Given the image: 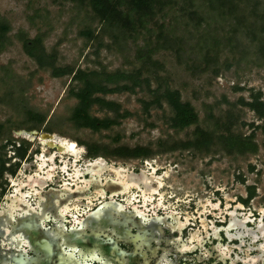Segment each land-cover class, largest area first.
I'll return each instance as SVG.
<instances>
[{
  "label": "rangeland",
  "instance_id": "374dc122",
  "mask_svg": "<svg viewBox=\"0 0 264 264\" xmlns=\"http://www.w3.org/2000/svg\"><path fill=\"white\" fill-rule=\"evenodd\" d=\"M79 1L0 0V17L11 28L8 43L0 54V134H4L0 144L14 134L29 132L55 134L60 141H69L71 147L76 144L70 141L89 144L102 140L109 143V138L123 135V143L128 146L150 147L153 154L148 161L167 166L171 179H183L193 189L204 188V181H208L210 185L233 194L234 190L245 193V188L236 184L238 176L243 175L246 184L256 186L257 201H264L262 131L256 135L260 147L256 154H229L221 145H214L209 152L192 149L171 152L167 148L194 137L195 127L184 131L171 129L167 105L164 109L152 110L150 117L146 116L142 101L151 99L147 91L106 96L107 100L120 104L122 110L133 114L121 125L99 132L81 128L73 120L79 102L71 91L77 83L70 77L53 78L50 71L40 69L25 53L19 39L21 35L31 40L43 35L47 52L57 56L59 66L83 71H134L142 67L137 59L141 49L147 46L158 49L153 55L158 67L145 73L153 79L154 89L166 82L172 89L179 90L182 100L195 107L201 127L219 135L225 129L217 127L216 122L219 119L227 122L228 117L233 116L236 122L233 132L246 136L251 130L243 123L262 122L253 112L235 105L241 97L248 98L249 93L234 90L240 86L264 93V56L260 41L256 40V37L260 38V27L264 25V0H255L258 4L249 7L243 5L244 11L239 9L240 12L231 17L226 15L227 9L211 8L209 0H172L132 34L102 23L88 0ZM189 1L194 3L193 10L201 19L199 24L185 10ZM254 8L257 9L256 16ZM236 16L247 17L249 23L245 22V26H249L254 34L249 35L247 29L238 32ZM87 31L93 32V38L84 35ZM208 52L212 58L210 68L205 61ZM154 71L157 80L153 77ZM28 111L44 116L45 123L40 125L31 121ZM90 111L94 117H114L113 113L98 105ZM210 111L214 119L209 117ZM33 143L37 146L39 141L35 139ZM173 164H178L177 172H182L183 176L176 172Z\"/></svg>",
  "mask_w": 264,
  "mask_h": 264
},
{
  "label": "flooded vegetation",
  "instance_id": "af4514ba",
  "mask_svg": "<svg viewBox=\"0 0 264 264\" xmlns=\"http://www.w3.org/2000/svg\"><path fill=\"white\" fill-rule=\"evenodd\" d=\"M109 139L71 147L29 132L0 144V264H264L256 186L193 189L167 166L126 155L150 147Z\"/></svg>",
  "mask_w": 264,
  "mask_h": 264
},
{
  "label": "trees",
  "instance_id": "16d2710c",
  "mask_svg": "<svg viewBox=\"0 0 264 264\" xmlns=\"http://www.w3.org/2000/svg\"><path fill=\"white\" fill-rule=\"evenodd\" d=\"M73 1L78 2L79 0ZM80 1L83 2L84 0ZM88 1L95 16L102 23L120 29L125 34L136 32L138 27L143 28L147 20L153 19L157 10L163 11L166 6L172 3V0ZM254 3L255 5L258 4L255 0H209L211 8L216 9L219 7L220 11L227 9L226 15H230V17L240 11L243 12V5L249 7ZM193 8L194 3L192 1L186 3L185 10H188V15L191 16L193 21L199 24L201 19L198 18ZM252 10H254V15L256 16L257 9L254 8ZM235 21L238 32L242 31V29H247L249 35L254 34L249 26H245V22L249 23L247 17L236 16ZM260 28L261 35L260 38L256 37V40L260 41L261 52L264 56V25ZM10 30V26L5 24L0 17V54L8 43ZM84 35L88 38H93L94 36L92 31H87ZM19 39L23 43L25 53L38 64L40 69L50 71L53 78L70 77L74 83H77V87L71 91L72 96L79 101V106L75 109L73 120L81 128L100 131L109 130L121 125L123 119L133 116L131 112H127L125 115H119L114 119L107 118L100 120L91 115L90 109L94 105H99L118 113L121 110V106L107 101L104 98L105 96L124 93L137 94L138 91H147L151 99L142 101V108L146 116L150 117L152 110H161L167 105L170 109L168 124L171 129L184 131L195 127L194 137L190 141L175 143L167 149H192L199 152H209L214 145H221L229 154L234 152L242 155L247 153L256 154L259 151L260 147L256 142V135L259 131L264 133V93L262 91L240 86H237L234 90L237 93H249L248 98L241 97L235 105L253 112L262 124L243 123L244 127H250L251 133L246 136L237 135L232 130L236 123L235 118L229 116L227 122H223L220 119L216 122L217 127H224L225 129L224 133L217 135L216 131L200 126V117L195 107L190 102H184L182 100V94L179 90L172 89L166 82H164L165 85L159 84L155 89L152 87L153 79L145 76V73L152 68L158 67L157 62L153 61V55L158 49H153L148 46L141 49L138 52L137 59L142 63V67L134 71H83L76 70L71 66H59L57 56L47 52L44 46L45 37L43 35H38L32 40L21 35ZM170 48L173 49V46L171 45ZM177 55L178 57L180 56L178 50ZM205 61H207V68H210L212 58L209 52ZM152 73L155 80H157L158 78L155 76L156 72L154 71ZM28 116L31 121H36L40 125L46 121L44 116L33 111H28ZM209 117L214 119L213 112L210 111ZM159 143L164 145L163 141ZM152 154L150 150L140 148L137 152L129 150L126 155L128 157H150ZM251 171L254 172L255 168L252 167ZM238 180L243 184L246 183V178L243 175L238 176ZM253 188L255 189L256 187ZM253 194H256V191Z\"/></svg>",
  "mask_w": 264,
  "mask_h": 264
},
{
  "label": "water",
  "instance_id": "95a60500",
  "mask_svg": "<svg viewBox=\"0 0 264 264\" xmlns=\"http://www.w3.org/2000/svg\"><path fill=\"white\" fill-rule=\"evenodd\" d=\"M35 134H37V133H35Z\"/></svg>",
  "mask_w": 264,
  "mask_h": 264
}]
</instances>
